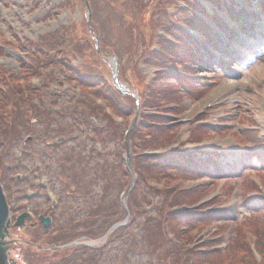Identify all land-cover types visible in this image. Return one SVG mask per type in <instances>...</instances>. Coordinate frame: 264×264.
Here are the masks:
<instances>
[{
	"label": "rangeland",
	"instance_id": "obj_1",
	"mask_svg": "<svg viewBox=\"0 0 264 264\" xmlns=\"http://www.w3.org/2000/svg\"><path fill=\"white\" fill-rule=\"evenodd\" d=\"M177 6L0 0V110L6 115L20 91L32 106L1 126L10 210L55 214L53 238L90 211L101 224L65 263L73 237L31 250L24 241H34L33 229L12 230L17 264H264V42L252 59L243 52L242 63L215 57L196 63L180 85L158 81L171 69L149 54L159 36L169 39L163 26ZM181 149L206 152L205 161L194 157L202 168L155 167L137 184L134 156ZM169 210L204 218L177 223L162 217Z\"/></svg>",
	"mask_w": 264,
	"mask_h": 264
},
{
	"label": "trees",
	"instance_id": "obj_2",
	"mask_svg": "<svg viewBox=\"0 0 264 264\" xmlns=\"http://www.w3.org/2000/svg\"><path fill=\"white\" fill-rule=\"evenodd\" d=\"M179 1H184L185 6L175 7V9L167 15V20L163 26V32L165 33L164 35H167L169 39L159 36V44L156 46L157 48L150 51L149 54L150 62H152L154 65L171 69L164 71L163 74L159 73L160 76L158 74L157 77L158 81H173L177 83V85L182 84L180 83L181 79L183 77L191 76L189 71H193L195 69L194 66L196 63H203L204 60L206 62L214 61L210 50L207 48L216 50L222 56L230 58L234 57V52H232L230 42L241 41V36L227 26L223 17L218 14L217 9H221L223 13L233 20L241 30L245 29V32L247 30H253L252 22L250 20L251 17H253L256 21L264 23V0H255L258 9L256 10L255 7H253L250 14H248L246 10L241 8L237 3H233L232 0H228V4L226 3V5L225 2L221 0H206L211 2L213 7L216 9L213 15L206 14L199 0ZM176 22L187 25L198 32L201 40L190 36L178 28L175 25ZM210 25L215 26L218 31H220V33H223L224 36L228 38V42L224 40V37L220 35L219 32L214 31ZM202 39L206 45L202 43ZM41 42L47 47L51 46L49 40L46 37H42ZM58 42H60V40H58ZM55 43L56 42H54V44ZM67 69L70 70L71 73L74 72L80 77L78 70L76 71L75 69L73 70L68 67ZM154 82H152V84ZM178 93L181 94L182 92L178 91ZM16 95V98L12 99L16 103H12V107L7 109L9 112H4L7 116L3 115L0 110V137H2L1 130L3 128L1 126H3L2 122L4 119L6 122H9L8 120L14 115V113L23 110L26 112L25 114L29 115V111H31L30 109L32 106L28 104L29 101L27 98H23V96H21L22 92H17ZM107 96L108 97L105 98L112 102L110 96L108 94ZM171 98H175L174 101H178V97L172 96ZM146 103L153 105V103L150 101ZM115 107H117L118 110H122L123 112L126 110L117 105H115ZM2 108L3 107L0 101V109ZM4 109L6 110V107ZM157 115L158 114L150 116V118L156 119ZM137 131L139 130L136 127V129L131 131V135L135 134ZM134 159H136L135 166L138 170V172H135V181L138 179L137 184L142 180L140 176L145 177V173L148 174L151 169L155 167L164 168V166H170L172 169L182 168V170L187 174L193 170V167H195L191 157L184 151L176 152L174 156L161 154L136 155L134 156ZM261 203L264 204V201ZM196 216H198V214L193 212H177L176 210H169L166 211L162 217L177 223L191 222L196 220L194 218H204L203 215L198 217ZM206 217L207 214L205 218Z\"/></svg>",
	"mask_w": 264,
	"mask_h": 264
},
{
	"label": "flooded vegetation",
	"instance_id": "obj_3",
	"mask_svg": "<svg viewBox=\"0 0 264 264\" xmlns=\"http://www.w3.org/2000/svg\"><path fill=\"white\" fill-rule=\"evenodd\" d=\"M96 205L99 206V204H95L93 209L96 208L95 207ZM22 214H23L22 223L20 225H16L18 216ZM70 214L74 215L75 211H70ZM95 214L96 212L90 211L88 215L91 217L89 218L88 216L84 217V220L82 222L75 221L74 225H71L68 231H64V233H59L55 238H53L51 233L56 223L54 220L55 214L44 216V215H37L36 213H32V212L21 211L20 213H18V212L11 211V215L8 220L7 227H6V232L3 237V244H4V247L6 248L7 256L13 261L14 264H17V262L14 261V259L11 257L12 255L11 249L8 248L9 243H10L9 236L11 235L10 231L15 230V229H20V227L23 226V230L25 232L30 233L31 230L33 229V234L31 233L30 237H32L34 241H28V240L24 241V243L28 245L31 248V250L33 249L35 244L39 245V247L45 246V247H48V250L49 249L52 250L51 247L56 246L58 243L64 241V239H69L73 237L74 239H72L71 243L65 244V248L66 246L68 247L66 248L65 252L63 253V257H62V263H65L66 257L67 258L70 257L73 252L75 253L76 251L77 252L80 251L77 246L78 243H85V240H90L100 233L99 231L101 228V224H100V221L96 217H94ZM43 217L49 218V226L47 228H44L43 226V223H42ZM38 228L48 231L49 233H43V234H40L39 236L38 230H37ZM58 230L60 229H56L55 231H58ZM95 246L96 245H92V247L89 248V250L90 251L95 250L96 248ZM70 262L74 263L72 260H70ZM70 262L68 261L66 264H70ZM77 264H80V263H77Z\"/></svg>",
	"mask_w": 264,
	"mask_h": 264
},
{
	"label": "water",
	"instance_id": "obj_4",
	"mask_svg": "<svg viewBox=\"0 0 264 264\" xmlns=\"http://www.w3.org/2000/svg\"><path fill=\"white\" fill-rule=\"evenodd\" d=\"M23 216H20L17 221L16 225H20L22 223ZM8 221V206L3 196L2 187L0 185V264H13V262H9L6 257L4 244L2 242L3 236L6 232ZM44 226H47L48 221L45 219L43 221Z\"/></svg>",
	"mask_w": 264,
	"mask_h": 264
},
{
	"label": "bare ground",
	"instance_id": "obj_5",
	"mask_svg": "<svg viewBox=\"0 0 264 264\" xmlns=\"http://www.w3.org/2000/svg\"><path fill=\"white\" fill-rule=\"evenodd\" d=\"M264 116V115H263Z\"/></svg>",
	"mask_w": 264,
	"mask_h": 264
}]
</instances>
